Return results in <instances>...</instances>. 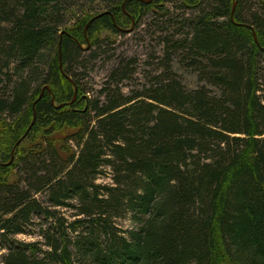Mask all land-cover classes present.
Wrapping results in <instances>:
<instances>
[{"label":"trees","instance_id":"trees-1","mask_svg":"<svg viewBox=\"0 0 264 264\" xmlns=\"http://www.w3.org/2000/svg\"><path fill=\"white\" fill-rule=\"evenodd\" d=\"M147 17L156 73L128 95L138 61L120 58L89 96L88 65ZM31 228L40 242L16 239ZM0 251L1 264H264V0H0Z\"/></svg>","mask_w":264,"mask_h":264},{"label":"rangeland","instance_id":"rangeland-1","mask_svg":"<svg viewBox=\"0 0 264 264\" xmlns=\"http://www.w3.org/2000/svg\"><path fill=\"white\" fill-rule=\"evenodd\" d=\"M75 9V11H77ZM73 15V13H72ZM81 13H78V16ZM134 21V20H133ZM149 17L138 27L136 22L133 25L127 27L126 35L116 37L114 45L105 46L100 52V58L93 61L88 65L87 75L83 80V85L86 86L89 96L92 98L97 97L99 92L104 88L108 81L110 73L113 71L114 67L117 65L118 60L121 59H134L138 61L137 74L131 81H126L123 86V90L126 94L130 95L136 91H141L143 86L148 83V81L156 73L157 57L163 56V47L159 45L157 37L152 36L149 33ZM75 20L72 19L69 25H73ZM108 38L114 39L112 35H106ZM151 72L153 73L151 75ZM174 72L178 75L183 85L189 90H195L201 87L198 81V77L195 73L183 69L180 65L179 60H174ZM110 178L103 177L99 180V183H110ZM64 214L70 220H74L73 212L70 210H65ZM38 221H36V224ZM130 222H122L120 227L124 229H130ZM30 234H23L16 236L18 241L24 243H36L41 241L39 236V228H31L29 230ZM5 254L4 251H0V264L2 256Z\"/></svg>","mask_w":264,"mask_h":264},{"label":"water","instance_id":"water-1","mask_svg":"<svg viewBox=\"0 0 264 264\" xmlns=\"http://www.w3.org/2000/svg\"><path fill=\"white\" fill-rule=\"evenodd\" d=\"M235 6H236V2L234 3V8H235ZM102 15H103V14H102ZM102 15H99V16L93 18V19L91 20V22H94L95 20L99 19ZM91 22H90V23H91ZM133 26H134V21H133ZM254 38H255V40L257 41V36H256V33H255V32H254ZM60 51H61V43H60ZM60 68H61V70L63 69V68H62V61H61V60H60ZM71 83H73L72 80H71ZM48 91H49L50 93H52L51 90H50L49 88H48ZM54 100H55V98H53V102H54ZM28 132H29V131H28ZM27 134H28V133H26V134L20 139V141L17 143L16 147L19 146V145L22 143V141L25 140V138L27 137ZM16 147H15V149H16ZM15 149H14V150H15ZM12 158H14V152H13Z\"/></svg>","mask_w":264,"mask_h":264}]
</instances>
